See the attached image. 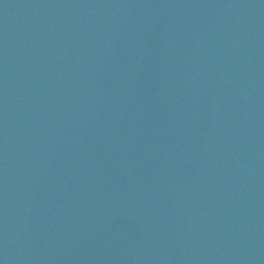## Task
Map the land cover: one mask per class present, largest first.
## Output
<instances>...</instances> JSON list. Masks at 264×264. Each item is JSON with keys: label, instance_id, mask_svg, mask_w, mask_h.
Masks as SVG:
<instances>
[{"label": "water", "instance_id": "95a60500", "mask_svg": "<svg viewBox=\"0 0 264 264\" xmlns=\"http://www.w3.org/2000/svg\"><path fill=\"white\" fill-rule=\"evenodd\" d=\"M0 264H264V0H0Z\"/></svg>", "mask_w": 264, "mask_h": 264}]
</instances>
